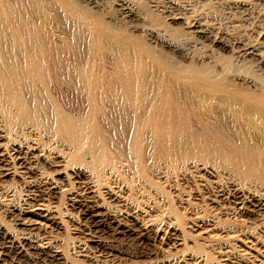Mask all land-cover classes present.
<instances>
[{"label":"bare ground","instance_id":"obj_1","mask_svg":"<svg viewBox=\"0 0 264 264\" xmlns=\"http://www.w3.org/2000/svg\"><path fill=\"white\" fill-rule=\"evenodd\" d=\"M115 1L0 0V264H264V0Z\"/></svg>","mask_w":264,"mask_h":264},{"label":"rangeland","instance_id":"obj_2","mask_svg":"<svg viewBox=\"0 0 264 264\" xmlns=\"http://www.w3.org/2000/svg\"><path fill=\"white\" fill-rule=\"evenodd\" d=\"M104 1H106V5L104 4L103 5L105 6L106 9H109V11L114 12L117 9L115 0H104ZM194 1L197 2L199 0H194ZM196 4L197 7L201 5L200 3H196ZM193 5L195 6V4ZM212 6H214L213 8L210 7L212 10V16L214 15L212 17L213 18L212 20H214L216 23L220 22L219 24L227 25L228 22H230L232 19L230 18L232 15L231 13L232 9L230 10L227 6L225 7V5H220V4H215ZM51 15L58 21L59 19H61V17L59 15L57 16L56 13L51 12ZM260 18H262V16H260ZM232 21H234V19H232ZM223 52L228 53L227 50H223ZM97 235L99 236L101 235L103 241L102 244L106 245V248L103 249L100 248V250L102 251L103 254L107 256L109 255L104 261L105 263L103 264H154L155 259L161 257L159 255L162 254L161 251L163 250L164 247L161 244L153 243L148 240H138L137 236L135 237V235H131V236L115 235L114 237L111 235V232L109 230H106V232L104 233L99 232ZM88 245L93 249L96 247L91 243H88ZM66 257H68V261L70 263L74 264L71 261V258H73V254L71 253L70 250H68V252L66 253ZM152 261H154V263ZM20 262L21 264H42L39 262H33L31 260L26 261V259H22V260L20 259L19 263ZM65 264H69V263L66 262ZM84 264H88V263H84Z\"/></svg>","mask_w":264,"mask_h":264}]
</instances>
